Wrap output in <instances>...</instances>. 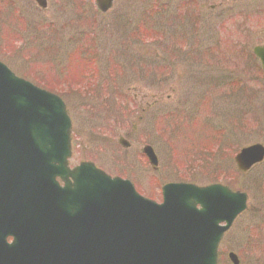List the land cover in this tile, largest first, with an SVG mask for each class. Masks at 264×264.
<instances>
[{
	"label": "rangeland",
	"instance_id": "rangeland-1",
	"mask_svg": "<svg viewBox=\"0 0 264 264\" xmlns=\"http://www.w3.org/2000/svg\"><path fill=\"white\" fill-rule=\"evenodd\" d=\"M263 42L264 0H116L106 13L94 0H0V60L65 100L70 164L86 158L155 201L179 181L247 194L219 264L230 251L264 264V159L245 172L234 162L264 146V75L252 53ZM82 72L90 78L71 86Z\"/></svg>",
	"mask_w": 264,
	"mask_h": 264
},
{
	"label": "water",
	"instance_id": "water-1",
	"mask_svg": "<svg viewBox=\"0 0 264 264\" xmlns=\"http://www.w3.org/2000/svg\"><path fill=\"white\" fill-rule=\"evenodd\" d=\"M96 1L102 11L112 2ZM253 53L264 73V45ZM70 128L59 96L0 62V264H217L218 243L245 210L246 193L167 183L157 204L90 163L69 170ZM144 151L155 165L151 148ZM263 156L253 144L235 161L245 171ZM228 258L239 264L234 253Z\"/></svg>",
	"mask_w": 264,
	"mask_h": 264
},
{
	"label": "flooded vegetation",
	"instance_id": "flooded-vegetation-1",
	"mask_svg": "<svg viewBox=\"0 0 264 264\" xmlns=\"http://www.w3.org/2000/svg\"><path fill=\"white\" fill-rule=\"evenodd\" d=\"M130 145H131V144L129 143V144H128V147H129V148H130ZM71 165H75V164H71Z\"/></svg>",
	"mask_w": 264,
	"mask_h": 264
}]
</instances>
